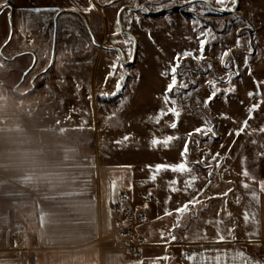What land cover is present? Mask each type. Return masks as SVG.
Masks as SVG:
<instances>
[{"label": "rangeland", "instance_id": "rangeland-1", "mask_svg": "<svg viewBox=\"0 0 264 264\" xmlns=\"http://www.w3.org/2000/svg\"><path fill=\"white\" fill-rule=\"evenodd\" d=\"M96 1V11L75 9L50 20L46 9H24L9 19V11L0 8V91L27 103L39 91L68 94L63 99L43 98L44 106L53 112L39 113L40 119L53 122L65 115L77 126L80 118L85 127L72 137L86 142L98 139L104 157L130 163L139 184L143 178V191L133 203L137 209L122 204L124 221L127 214L134 215L136 223L143 221L148 212L153 234L167 243L173 242V235L175 240L209 239L214 232L245 235L257 221L253 192L257 197L264 182V133L260 131L264 128V0L234 4L226 0L224 5L217 0ZM24 4L25 8L34 5ZM24 33L36 61L21 56L22 50L11 45L15 36L24 38ZM129 38L133 43H124ZM9 39L10 46L4 47ZM201 40L207 41L204 59L181 60L177 87L167 93L175 104L165 105L174 58L185 51L199 56ZM225 52L229 54L222 61ZM165 72L169 75H162ZM210 81L215 83L216 95L205 105L214 91ZM256 82H261L259 87ZM109 98L115 100L106 102ZM254 104L260 107L250 119L248 109ZM66 106L68 114H55ZM168 107H176L179 117L167 114L157 123L155 117ZM245 120L249 127L237 136ZM173 122L175 129L170 127ZM201 127H211L214 134L195 133ZM168 136L178 138L168 146L151 143ZM186 142L189 152L182 157ZM84 149L95 147L87 144ZM216 153L220 155L213 159ZM184 160L190 173H155L157 165ZM199 160L203 163H196ZM245 168L251 179L243 176ZM153 174L155 181L150 178ZM193 177L192 187L186 188ZM172 187L179 191L172 192ZM193 198L201 203L190 205L187 214L175 212ZM166 211L173 214L165 215ZM178 220L180 226L174 227Z\"/></svg>", "mask_w": 264, "mask_h": 264}, {"label": "crops", "instance_id": "crops-1", "mask_svg": "<svg viewBox=\"0 0 264 264\" xmlns=\"http://www.w3.org/2000/svg\"><path fill=\"white\" fill-rule=\"evenodd\" d=\"M25 1L34 5L25 8ZM96 2L0 0V8L9 11V19L24 9H46L50 10V20ZM43 33L45 29L39 34ZM27 34L24 38L15 36L12 44L9 39L4 47L14 44L22 50L21 56L36 61L34 49L28 48L32 43L25 40ZM38 93L27 103L22 97L0 91V264H264L261 188L256 198L257 221L241 237L214 232L209 239L162 242L159 234H153L147 212L144 220L136 223L145 240L143 247L137 251L111 247L106 238L125 222L123 203L137 209L133 203L135 195L143 191V178L139 184L130 163L104 157L98 150V139L86 142L72 137L85 125L80 118V126L69 123L61 114H68L69 106L55 113L62 115L56 121L40 119L39 113L53 112L44 106L47 102L43 98L69 96ZM29 103L34 107L28 109ZM87 144L95 149L85 150ZM17 228L23 236L14 245L11 233ZM220 235L225 237L223 242Z\"/></svg>", "mask_w": 264, "mask_h": 264}, {"label": "snow or ice", "instance_id": "snow-or-ice-1", "mask_svg": "<svg viewBox=\"0 0 264 264\" xmlns=\"http://www.w3.org/2000/svg\"><path fill=\"white\" fill-rule=\"evenodd\" d=\"M217 2H218L219 4H221V5H224V4L226 3V0H217ZM236 2H237V0H229V3H231V4H234V3H236ZM94 7H95V5H91V4H90L89 8L84 9V11H91V10L94 9ZM223 10H228V9L225 8V9H223ZM231 10L234 11V9H231ZM124 43H133L132 38H129L127 41H124ZM206 43H207V41H204V40H201V41H200V55H199V56L195 55V54H194L193 52H191V51H185V52H183V53H179V54H177V56L174 58V63L172 64V66H171V68H170V74H171V77H172V79H171V83L167 85V88H166V94H165L164 97H163V101H164V104H165V105H168V104H170V103L173 104V105L175 104V101H174V100H171V98L169 97V95H167V93H171V92H173L174 89L177 87V84H178V80H177V70L181 67V60H182V59H187L188 57H192L193 59H197V60H203V59H204V56H203V49H204V45H205ZM237 45H238V46L240 45V41H239V40L237 41ZM129 54H131V52H129ZM228 54H229V53L225 52V53L223 54V56L221 57V60L223 61V58H224L225 56H228ZM111 67H112L113 69H115L116 65L113 64ZM225 67L227 68L228 65L225 64ZM162 75L167 76V75H169V72L162 73ZM230 80H231V74H229V82H230ZM209 83L212 84L214 91H213L212 94L209 96L208 100L205 101V105H207V103L210 102L211 99H213V98L215 97V95H216V91H215V83H214V82H211V81H210ZM256 83H257V86L259 87V85H260L261 82H256ZM182 86H183V87H186V85H182ZM119 87H120V84L118 83V84H117V89H119ZM253 95H254V93H251V92L249 93V96H250V97L253 96ZM262 102H264V101H262ZM259 107H260L259 104H254V105H252V106L248 109L249 114H250V115H249V118H250V119L253 118L251 114L254 113L255 111H257ZM167 114H171V115H173L174 117H179V115H180V111H179L176 107H168V108H166V109L162 108V109L160 110L159 115H158L157 117H155L156 122L159 123L160 117H162V116H164V115H167ZM150 119H152V118L150 117ZM208 123H209V122H207V121L205 122V124H208ZM170 127L173 128V129H175V128L177 127V123L173 122V123L170 125ZM248 127H249V125H248V120H245V121L243 122L241 128L238 129V130H236V135H237V136L241 135L242 133H244L245 129L248 128ZM194 131H195V133H202V134H204V135H208L209 133H213V134H214L213 129H212L211 127H206V128H205V127H201V128L195 129ZM260 131H261L262 133H264V128H261ZM229 134L231 135L232 133L229 132ZM191 135H192V133H189V137H191ZM177 138H178V137L168 136V137H166L164 140L153 139V140L151 141V143H152L153 146H157V145L168 146V144H169L172 140L177 139ZM126 139H128V137H125V140H126ZM188 152H189V149H188L187 142H186V143H185V147H184V149L182 150L181 156H182V157H186V156L188 155ZM219 155H220L219 153H216V155L213 157V159H216L217 157H219ZM262 155H264V154H262ZM196 163H203V160L196 161ZM217 166H219V165H217ZM168 170L172 171L173 173H181V174H183V173H190V172H191V168L189 167V164H188V161H187V160H184V162H181V163H178V164H175V165L160 164V165L155 166V173H159V172H161V171H168ZM209 175H212V173L209 172ZM243 176L246 177V178H249V179L252 178V177L250 176L249 171H248L246 168H245V170L243 171ZM150 178H151L153 181H155V179H156V175L153 174ZM195 179H196V178L193 177L192 180L187 181L185 187H186V188H191V187H192V184H193V180H195ZM172 183H173V184H176V183H178V181H175V180H174V181H172ZM243 187L247 189V188H249V184H248V183H244V184H243ZM114 188H115V185H113V189H114ZM260 188H261L262 190H264V182H261V184H260ZM170 190H171L172 192L179 191V189L176 188V187H172ZM230 191H232V190L229 189V192H230ZM227 195H228V192H225V193L222 194V196H224V197H226ZM256 198H257V197H256V194H255V192H253V199L255 200ZM198 203H201V202L198 200V198H193L192 200H190V201H188L187 203L183 204V206L178 207L177 209H175V212H176L178 215L187 214V213H189V211H190V207H189V206H190V205L195 206V205L198 204ZM172 214H173L172 211H166V213H165V215H172ZM229 215H231V214H229ZM244 220H245V221H248V220H249V216H248L247 214L244 215ZM221 222H222V221H221ZM179 226H180V221L178 220V221H177V224H176L174 227H179ZM228 231L231 232V229H229ZM171 239L174 241V240L176 239V237L173 235V236L171 237ZM224 240H225L224 235H220V236H219V241H220V242H223Z\"/></svg>", "mask_w": 264, "mask_h": 264}, {"label": "built area", "instance_id": "built-area-1", "mask_svg": "<svg viewBox=\"0 0 264 264\" xmlns=\"http://www.w3.org/2000/svg\"><path fill=\"white\" fill-rule=\"evenodd\" d=\"M22 236L21 229H14L11 233L12 243L14 245L18 244ZM106 242L109 243L111 247L123 251H137L145 245V240L138 230L135 216L132 214L127 215L126 221L120 228L107 236Z\"/></svg>", "mask_w": 264, "mask_h": 264}, {"label": "trees", "instance_id": "trees-1", "mask_svg": "<svg viewBox=\"0 0 264 264\" xmlns=\"http://www.w3.org/2000/svg\"><path fill=\"white\" fill-rule=\"evenodd\" d=\"M114 100H115L114 98H109V99H106L105 101L106 102H113ZM171 264H172V262H171ZM173 264H177V263L174 262Z\"/></svg>", "mask_w": 264, "mask_h": 264}, {"label": "water", "instance_id": "water-1", "mask_svg": "<svg viewBox=\"0 0 264 264\" xmlns=\"http://www.w3.org/2000/svg\"><path fill=\"white\" fill-rule=\"evenodd\" d=\"M56 19V18H55ZM15 91H16V88H15Z\"/></svg>", "mask_w": 264, "mask_h": 264}]
</instances>
